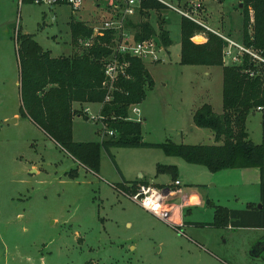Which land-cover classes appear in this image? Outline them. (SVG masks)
I'll use <instances>...</instances> for the list:
<instances>
[{"label":"rangeland","instance_id":"374dc122","mask_svg":"<svg viewBox=\"0 0 264 264\" xmlns=\"http://www.w3.org/2000/svg\"><path fill=\"white\" fill-rule=\"evenodd\" d=\"M96 2L103 8L101 0ZM240 4V0H201L197 19L211 30L242 41ZM93 5V0H84L83 10L72 14L66 6L45 10L25 1L0 0V264H264V257L248 255L256 250L263 230L210 225L214 198L224 207L243 209L244 204L233 197L234 190L218 183L209 186L204 167L166 156L159 148L112 147L107 152L99 150L94 174L20 116L16 34L28 35L51 57L78 54L80 50L70 41L68 22L97 24L100 16ZM145 13L134 16L131 26L147 23L152 31L149 38L159 39L166 32L170 45L162 55L163 63L142 64L152 86L136 105L141 141L212 145V133L194 128L190 111L193 105L207 103L213 113L220 114L221 68L179 65L180 17L167 8ZM192 37L193 44L205 41L200 32ZM84 108L87 115L72 119L71 139L100 144L108 137L102 134L104 124L87 119L97 116L99 107L86 104ZM13 115L17 122L4 124ZM261 119L258 110L246 119L248 139L254 145L262 143ZM174 162L187 178L186 193L193 192L200 199L198 205L182 212V218L190 222L185 226L177 218V209L173 224L165 223L124 195L120 186V175L170 183L171 178L156 173L155 168Z\"/></svg>","mask_w":264,"mask_h":264},{"label":"trees","instance_id":"16d2710c","mask_svg":"<svg viewBox=\"0 0 264 264\" xmlns=\"http://www.w3.org/2000/svg\"><path fill=\"white\" fill-rule=\"evenodd\" d=\"M174 1L178 6L184 0ZM201 4V0H198ZM166 8L156 0H139L138 15L147 11L159 12ZM241 38L248 47L264 55V0H241ZM129 25L131 26L130 22ZM132 27V26H131ZM137 41L152 35L147 23L132 27ZM72 44L78 37H88L91 30L83 22H68ZM159 31L161 28H158ZM202 33L205 41L193 44L190 38ZM167 34V35H166ZM168 33L162 32L159 42L168 47ZM179 59L183 66H217L221 68V112L215 114L203 103L191 114L194 127L212 133V145L147 144L141 141L140 123L128 120V110L144 99L152 80L138 59L129 58L124 76H117L110 84L103 76L101 58L109 55L106 43L109 34L96 38L90 48L78 54L51 57L43 52L28 36L17 33L14 38L18 66L19 114L41 131L60 150L91 173H96L99 150L107 152L112 147L159 148L166 156L177 157L190 165L204 167L210 173L226 169L258 168L262 174L264 160V80L250 78L240 68L223 67V45L214 34L193 22L179 20ZM105 96L108 101L103 102ZM97 104L100 121L112 134L100 144L75 143L71 139V122L80 116L75 107ZM261 108V145H254L246 132L247 116ZM156 173L176 178L174 166L156 165ZM70 176L71 173H68ZM141 182V183H138ZM144 181H129L120 185L132 192ZM260 203V207L258 204ZM248 203L244 209H231L212 204L210 225H228L231 229L244 227L264 228V184H260V201Z\"/></svg>","mask_w":264,"mask_h":264},{"label":"built area","instance_id":"2783aa9c","mask_svg":"<svg viewBox=\"0 0 264 264\" xmlns=\"http://www.w3.org/2000/svg\"><path fill=\"white\" fill-rule=\"evenodd\" d=\"M23 1L45 10L66 6L72 14L83 10L84 4V0H18V3L21 4ZM93 1V10H97L100 16L98 22L95 25L88 26L91 30L89 36L78 37L75 40V45L80 51H83L90 48L96 38L109 34V39L106 43L109 55L100 60L103 76L108 81L106 83L108 91L112 90L110 84L117 76H124L128 64L126 59H138L142 64L164 62L162 55L166 53V50L158 39L149 38L141 41L134 39L135 32L129 22L134 16L138 15L139 0H101L104 3L103 8H100L96 0ZM156 1L165 8L172 10L179 17L193 22L222 40L223 45L220 55L223 67L240 68L242 73L248 77H259L264 80L263 53L253 47L246 46L242 42L223 36L201 24L197 19L202 9V5L198 0H184L178 6H173L164 0ZM190 40L192 42L195 41L193 37ZM108 99V96H105L103 102H107ZM81 110L80 114L87 115L86 108ZM257 110L260 111L261 108H257ZM129 114L128 120L140 123L139 111L136 105H132L129 108ZM87 119L88 121H100L99 115L89 116ZM102 134L110 136L112 133L107 131L105 126L102 125ZM172 185V187L156 188L149 184H138L134 191L123 194L157 219L172 225L173 222L170 218L171 209L166 206V200L180 195L181 184L177 179H173Z\"/></svg>","mask_w":264,"mask_h":264},{"label":"crops","instance_id":"0c3cea01","mask_svg":"<svg viewBox=\"0 0 264 264\" xmlns=\"http://www.w3.org/2000/svg\"><path fill=\"white\" fill-rule=\"evenodd\" d=\"M239 8H241V7L239 6ZM86 16H87V13H86ZM79 22H81V21H79ZM83 23L87 27L90 26L89 24H86L85 22H83ZM213 31H215V30H213ZM218 31H216V32H218ZM240 31H241V27H240L239 33H240ZM218 33H220L221 35L226 36V37H228L230 39H233L230 36L225 35V34H223L221 32H218ZM233 40H235L237 42H242V41L239 40V38L238 39H233ZM168 47L165 48L166 53H167ZM205 104H207V103H205ZM138 105H140V104H138ZM198 106L199 105H197V106L193 105L192 110L190 111V117H191L192 112ZM75 108L78 109V107H75ZM12 118L15 119V122L13 123V124H15L17 122V120H18V117L16 115H13ZM194 128H196V127H194ZM163 165H165V166H174L175 167V166H179L180 164H176L174 162L172 164H163ZM208 173H209L208 174L209 175L208 176L209 186L213 187V186H215L216 183H218L220 186H224L226 189L234 190L235 192L233 194V197L235 199H237V200L241 199V201L244 204V208L247 206L248 203L257 204V202L260 201V184L261 183L264 184V166H263L262 174H261V172H260V170L258 168L226 169V170H221V171H219L217 173H210V172H208ZM161 175L169 177V175H167V174H161ZM120 178H121V185H129V181H134L135 180V181H144L143 184H149V185H152L154 187L155 186H162V187H165V186H171L172 187L173 186L172 185L173 179H170V181H169L170 183H166L164 181H161L158 184V183H152V182H148V181L142 180L141 179L142 176H140V175L138 176V179H132V180L125 179L121 175H120ZM175 179H177L180 182V184H181L180 185L181 193H180V195H177V196H175L173 198L167 199L166 200V203H167L166 206L170 207V209H171V215H170L171 220L173 221L172 218L174 216L173 215L174 209H177L178 210L177 218L182 220V226H185L184 225L185 223L190 224V222H187V221H185L182 218V216H181L182 212L183 211L187 212L189 210V206L198 205L199 202H200V199L193 192H187L186 193L187 190H186L185 185H186L187 182H184V181H187V178H185V176L182 175L178 171V169L176 170V178ZM138 183H141V182H138ZM162 187H159V188H162ZM238 188H241V189L238 191ZM175 199L177 200L176 204L173 202ZM214 199H216V200H213V202L216 201V202H214V205H219L220 202L217 201V198H214ZM220 206H222V205H220ZM226 208H229V207H226ZM231 209H238V208H231ZM256 228H258V227H256ZM259 229L263 230V232H264V228L263 227L259 228ZM263 238H264V236L262 235L258 239L257 243L255 244L254 247L256 248V250H254V251L250 250L249 251L248 255H249L250 258H252V259H261L262 257H264V239Z\"/></svg>","mask_w":264,"mask_h":264},{"label":"water","instance_id":"95a60500","mask_svg":"<svg viewBox=\"0 0 264 264\" xmlns=\"http://www.w3.org/2000/svg\"><path fill=\"white\" fill-rule=\"evenodd\" d=\"M240 7H241V4H240ZM11 28H15V26L12 25ZM14 122H15V119H14V118H11V119L5 121L4 124H13ZM260 206H261V205H260V203H259V204H258V207H260Z\"/></svg>","mask_w":264,"mask_h":264}]
</instances>
